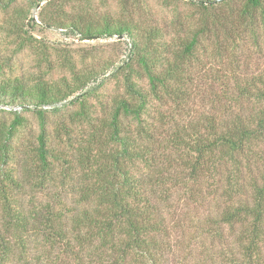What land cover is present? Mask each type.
Returning a JSON list of instances; mask_svg holds the SVG:
<instances>
[{"label": "trees", "instance_id": "trees-1", "mask_svg": "<svg viewBox=\"0 0 264 264\" xmlns=\"http://www.w3.org/2000/svg\"><path fill=\"white\" fill-rule=\"evenodd\" d=\"M16 1L0 0V111L14 114L0 124V264H264V66L254 71L249 54L264 62V0H191L198 27L175 45L158 26L97 15L90 0H47L46 27L129 39L127 59L106 68L61 50L54 60L10 14ZM222 32L228 48L215 50L228 57L206 66L202 37ZM13 43L12 55L30 49L46 69L14 74ZM113 65L119 90L89 103ZM197 98L206 112L190 109ZM67 100L78 110L53 126L47 111Z\"/></svg>", "mask_w": 264, "mask_h": 264}, {"label": "rangeland", "instance_id": "rangeland-1", "mask_svg": "<svg viewBox=\"0 0 264 264\" xmlns=\"http://www.w3.org/2000/svg\"><path fill=\"white\" fill-rule=\"evenodd\" d=\"M78 1L84 4L86 3L85 0ZM120 1L121 0H90V4L97 15H102L105 12H112L115 16L125 18L134 23H140L142 21L148 26H158L164 30V40H173L174 45L176 43L179 44L180 40L184 38L185 35H188L198 27L201 17V10L196 6H193L190 3L191 0H139L140 10H130V12L124 11ZM40 2H42L41 6L38 7ZM46 2L47 0H40L35 5L33 0H17L13 5L12 11H10V14L15 15L20 12V21L22 22L25 20V31L28 35L42 41L44 44L52 48L51 51L54 52V60H57L55 55L58 53L55 52L59 50L69 52L74 55L76 59H80L84 56L89 59L91 58L95 61L94 64L100 65V68L109 67L114 62L118 65L127 59L131 48L128 38L124 37L121 40L118 38H106L93 41H81L69 32L64 33L55 28H49L43 25L40 15ZM232 2L234 5H240L241 0H233ZM221 9L224 13L228 7L221 6ZM219 11L221 12V10ZM32 18L35 20L34 23L31 21ZM3 19H6V17L0 13V21ZM219 36V40L214 38L213 34H208V36L202 37L203 46L206 47L208 51L210 50V55H213L207 58L206 66L219 67L221 66L220 60H225L228 57V53L224 51L219 53L220 56L219 54H216V43L220 44V47L223 49L228 48L224 42V40H226V35L222 32ZM18 49V45L13 43L8 45V50L6 51L8 54V62L14 70V74L22 75L26 79H32L40 74V70L46 69L45 65L41 68V66L37 64L36 57L30 49L25 50V52L21 54L12 55L17 52ZM251 50H249V54L253 53L254 59L251 60L250 67L252 66L253 70L257 71L264 66V62L259 60L254 51ZM114 66L115 65L107 69L105 75H102L97 81L91 84V86H97V84L100 83L93 92L95 95H91V98H89V103H96L98 97L107 99L108 95L119 90L115 78L109 76V74L112 73ZM203 69L204 68L202 67L198 68L194 77L198 81L197 85L200 89L206 91L205 95H208L210 87L208 81H206L207 78L203 75ZM60 75L61 74L59 73L56 78ZM215 91L219 92V88L215 87ZM72 98L74 97H71L68 100H72ZM68 100L57 106L60 109L59 112H54L52 110L47 111V121L53 126H56L60 121L68 123V115L71 114V112L78 110V104L74 103V100ZM190 109L199 111L203 110V105H201L199 98L196 99L194 105L191 104ZM203 111L206 112L207 110ZM18 115L26 121L29 128L38 130V118L33 111L23 110L18 113ZM13 120L14 114L11 112L0 111V124L8 126Z\"/></svg>", "mask_w": 264, "mask_h": 264}, {"label": "water", "instance_id": "water-1", "mask_svg": "<svg viewBox=\"0 0 264 264\" xmlns=\"http://www.w3.org/2000/svg\"><path fill=\"white\" fill-rule=\"evenodd\" d=\"M221 1H225V0H214V1L210 2V3H219V2H221ZM41 3H42V2H40V3L38 4V7L41 6Z\"/></svg>", "mask_w": 264, "mask_h": 264}]
</instances>
